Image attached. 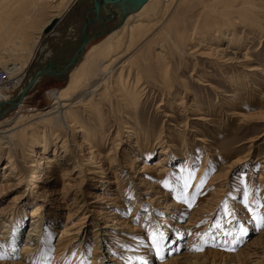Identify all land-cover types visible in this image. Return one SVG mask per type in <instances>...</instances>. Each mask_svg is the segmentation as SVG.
<instances>
[{"label": "rangeland", "instance_id": "obj_1", "mask_svg": "<svg viewBox=\"0 0 264 264\" xmlns=\"http://www.w3.org/2000/svg\"><path fill=\"white\" fill-rule=\"evenodd\" d=\"M53 5L54 2L47 0H19L17 5L19 6V14L25 15V20L20 18V22L28 24V19L44 21L50 16ZM109 13L110 10H104L100 14L99 19L102 20ZM2 25L3 23L0 24L1 28ZM149 32L147 31L145 36L140 37L142 39H138V41L140 40L138 43L141 45L139 44V47L131 52L132 54L139 50L141 51L142 48H144L142 50L144 54L148 50L151 55L160 50L158 43L155 41L159 31L149 30ZM240 35L244 36L242 29L239 32ZM259 37V34H256L255 37L249 35L248 38H244L246 44L241 46L240 50L245 52L246 48H248L250 55L255 59L257 58L255 62L259 63L261 68H264V40L260 41ZM151 39H154V41ZM65 42V38H63L62 43L56 47L60 48ZM150 42L151 44H149ZM231 48L234 49V46ZM131 53L123 58L117 67L121 64L123 65L124 61L132 55ZM1 54L2 56L5 55L0 53V56ZM62 56L60 57L62 58ZM8 59L11 58L6 56L5 59H0V67L11 66L4 64ZM197 60L202 62L201 58L191 56L183 57L182 61L179 58L175 61V63L179 64L183 62L188 67L185 73L176 68L172 81L177 85V89L173 88L169 92L164 91L157 85L158 83L155 84V80L143 77L144 74H142L143 70L141 69L139 74H142V78L148 80L149 83L145 94L141 96L138 118H134L132 114L120 109L118 116L120 118L117 120L115 116L117 114L109 110L108 101L105 102L98 94L94 95L92 98L94 101L91 99V103L97 106L98 100L101 98V103L98 105H104L103 118L106 120V122L104 121V135H100L102 130L98 120L100 122L101 119H104H98V107L93 109V111L95 110L94 112H90L89 105H85L86 102L84 101V103L72 108L78 113V119L73 122L74 127L66 125L56 126L52 120H49L48 116L40 118L38 115H34L35 117L20 121V126L27 122L25 126L29 125L28 129L23 133L24 136H21L22 138L18 137L19 140L12 143L10 148L4 139H0V182L4 180L3 186L0 185V210L5 214V216L3 215L4 218L2 217L3 221L7 223H19V218L11 220V214L20 217L22 222L17 233L19 235V247L23 244L32 221L39 219L45 227L50 223L51 218H53L52 214L56 211L60 215L55 224L57 231L56 235L51 239V244L57 243L60 229H67L69 233L74 232L73 234L76 236L77 228L83 225L85 233L77 236L73 249L77 250L81 246V250L84 251L86 249L91 257L93 248L96 245V236L99 235V240H103V236L98 233L100 231L98 229L105 224L109 215L113 217L112 213L106 214V212L112 209V212H121V215L125 214L128 217V206L133 204L136 208V215L131 218L132 222L130 220L129 224H124V222L116 219L121 226L131 229L133 234L127 232L123 237V241L112 246L114 247L113 250L117 248L137 253L135 255L128 253V257L124 260L126 264H145L146 260H149L148 264H158L159 260H165L170 254L183 252L186 250L185 246L188 244L189 239V235L183 226L190 219L191 209L194 207L188 208L191 211H187L186 214L181 215L179 213L181 208H184V203L182 199H177L176 193L181 196L183 191H177L174 185L178 181V173L176 171H179V167L184 166V169H190L191 176L194 179L197 178L198 171L201 169L197 180L201 179L204 181L203 187L207 186V190L205 189L206 193H203L202 201L197 209H199L200 214H203L201 218L205 221V227L203 225L202 228L204 229L200 231V236L205 234V232L208 235H204L201 238H193L197 245H192L189 252H197L195 250L197 247L203 250L198 251L202 254L195 260L196 262L192 261L191 264H264V227H257L256 221L252 218L253 213L250 215L247 205L243 204L241 188L239 187L237 191L235 190L236 185L243 181L242 178H246V173L251 174L248 175L249 177H255L256 179L255 197L260 190L264 189V93L262 95L260 92L255 93L257 98L256 107L252 108V111L262 113V117L256 116L254 120L235 117L234 112L239 110V108L231 103L224 104L219 94L210 87V83L207 85L203 84L206 81L211 82L217 89L222 92L225 91L227 96H232L234 88L229 86L228 81L236 73L226 66H223L225 68L223 72L219 71V69L212 67L211 63L203 64L201 67L204 69L196 73L195 71L193 72L192 68L199 62ZM232 68L237 72L236 66H232ZM125 72V76H127L128 70ZM194 74L204 75L202 78L205 77L203 78L205 83L198 84L196 80L199 76ZM255 75L259 76L258 74ZM42 78L43 81L19 102L21 106L17 111L18 113L43 111L50 107L53 102V95L50 92L61 90L67 85L68 80L67 77L62 75L47 77L43 75ZM260 78L264 80V77L261 76ZM180 79L188 84L189 94L186 91L184 92V89L178 88ZM131 81L132 85L135 80L132 79ZM88 87L89 85L84 87L83 90L85 91ZM90 87L89 89L92 88ZM261 88L264 89V85ZM83 90L75 93L71 97L72 100H69H77L79 96L84 94ZM8 92L13 95L17 90ZM228 98L230 99V97ZM193 108L198 111H194ZM17 112L7 115L8 119L4 118L6 119L4 121L5 126L14 123ZM92 113L95 114L93 115ZM81 124L85 126L84 131H78V126ZM129 127H131V131H127L130 130ZM97 131L99 136L107 137V142L102 147L95 145L96 147L90 149V146L95 144V137L92 135L97 133ZM29 135L31 138H29ZM37 140L39 142L42 140L41 146L36 145L38 143ZM36 141L37 143H35ZM34 143L35 147H33ZM150 145H153L154 150L149 157L144 158L141 152ZM46 146L48 148L45 156L59 159L60 164L57 166L59 173H62L64 166H69L72 172L63 192H60L62 185L54 182L55 180L53 179L55 177L51 176L48 178L47 174H45L49 169V167H46L48 165L47 159L41 158L36 154L37 151L44 152ZM79 146H81L80 150H82V153L87 154V156L92 150L94 151V157L96 158L94 165H91L86 158H81V160L76 157L77 154L81 153L77 149ZM183 148L186 151H183ZM33 149L35 150L34 152H32ZM165 149L167 153L164 154ZM191 153L197 155L195 158H190V162L189 160L187 161V158ZM137 156H139V161H136ZM165 156L167 159H164L163 164L167 173H170L169 175H172V177L170 176V179L167 178L160 183L146 176V171L144 172V168H142L143 165L147 163L151 166L154 161ZM76 159H80L82 162L81 164H76L78 165L77 169L74 168ZM32 163L34 165L27 170L28 173H25L24 166ZM6 164H11V167H15V170L12 171L10 167L5 168ZM23 174L27 175V178L24 179L22 184H19L17 177ZM259 175L261 176V182L259 181ZM116 178L121 180L125 187L119 189L115 183L117 182ZM165 183H167V187H165ZM171 183L173 184L171 185ZM4 184L8 185L5 186ZM125 190L132 191L133 197L128 198ZM195 195L197 198L199 193L196 192ZM120 196L122 200L118 198ZM262 197L260 201L256 200L258 204L255 203L253 212L264 217V209L261 210L264 206V195ZM115 199H120L124 206L118 207L119 209L117 210L113 209L112 204ZM196 200L193 205L196 204ZM36 206L39 207L36 213L37 216L32 217L28 213L34 210ZM194 209L197 210L196 207ZM22 213H25L26 216L23 217ZM241 227L246 229V234L241 235ZM138 232L143 236L144 245L146 242L152 245L151 234L155 233L156 240L160 242V249L164 248L165 250L164 258L160 255H155L156 251H148L150 256L146 258L144 252L138 249L135 244L132 246L128 244L130 243L128 239L135 240V235ZM180 232L183 233L182 236L179 234ZM72 236L69 235L70 238ZM103 243L105 244L106 242ZM229 248H234L235 250L230 251ZM239 249H242L240 262L234 258V255L240 253ZM209 250L216 251L211 253ZM100 251V256L96 259L97 262L99 264H113L109 258H111V252L114 251L106 250L104 245L101 246ZM123 251H119L118 256ZM18 252H21L20 248ZM78 255H80V252ZM131 255L133 256L132 259ZM82 256L85 257L86 255L83 254ZM72 257L71 263L74 261L73 264L82 259L80 258L81 256L74 258V254H72ZM90 257L88 260L84 258L83 261L86 264H92ZM201 257L202 259H200ZM13 259L16 260V258ZM50 260H52V257H50ZM119 261H121L120 256ZM184 264H190V262Z\"/></svg>", "mask_w": 264, "mask_h": 264}, {"label": "bare ground", "instance_id": "obj_2", "mask_svg": "<svg viewBox=\"0 0 264 264\" xmlns=\"http://www.w3.org/2000/svg\"><path fill=\"white\" fill-rule=\"evenodd\" d=\"M47 1L54 2L53 10H51L52 12L50 16L44 21L40 19H28L29 23L26 24L20 22V18L25 20V15L19 14V6H17L19 4V0H0V24L3 23L2 28L0 27V53H3L11 58L5 62L3 60L5 65L11 66H5L2 68L9 71V77H15L14 81L17 84V92L13 95L8 91L4 92V88L0 86V139H4L9 148L13 142L15 143L19 140L18 137L24 136L23 133L26 129H28L27 127L29 125L25 126L27 122L20 126L21 120H28L30 117H35L34 115H38L40 118L48 116L49 120H52L56 126L66 125L68 127H74L73 122L78 119V113L72 108H75V106L80 103H84V101L86 102L85 105H89L88 108L91 110L90 112H94L95 110L93 111V109L98 107V119L103 118L104 105L99 106L101 98L104 99L105 102L108 101L107 104L109 106V110H111L112 113L115 112L117 114L115 115L117 120L120 118L118 117L120 109L132 114L134 118H138V108L140 106L139 104H141V96L145 94V90L147 89L149 83L148 80H144V78H142V74H144L143 77L153 79V81L155 80V84L158 83L157 85H159L164 91L169 92L173 88L176 90L177 85L173 83L172 76L176 73V68H178L182 73H185L188 65L183 62L180 64L175 63V61L178 58L182 61L185 56L201 58L202 62L197 60L199 62H197V65L192 68L193 72L195 71L196 73L199 70L204 69L201 67L203 64L211 63L213 65L212 67H215V69H219V71L221 70L222 72L225 69L223 66L230 67L229 69L236 73L234 76H231L228 81L230 84L229 86L234 88V94L232 96H227L225 91L222 92L217 89V87L212 85L211 82L206 81L205 83V80L203 79L205 77L202 78V76H204L202 74L201 76L195 75L196 73L194 74L195 76H199L196 82H198V84L205 83L203 85L210 83V87H212L219 94V97L224 101V104L231 103L235 107H238L240 111L236 110L234 112L235 117L245 120H254L256 116L262 117V113L252 111V108L256 107L257 98L255 93L260 92L261 95L264 93V89L261 88L264 85V80L260 78L261 76L264 77V68H261V65L255 62L257 61V58L255 59L252 55H250L248 48H246L245 52H242L240 47L246 44L244 40L248 38L249 35L255 37L256 34H259L260 41L264 40V0H146L143 4H141L137 11L128 14L119 27L102 36L96 37L95 35L99 28L102 25L109 24L111 18L122 11L125 5L123 0H121L119 7L113 9L102 20L98 18L96 12L92 13L88 33L78 36L74 43H69L67 51L64 52L62 58L59 56L58 59H54V57H52L54 52L59 49L57 48V45L62 43L63 38H65L66 42L70 40V38H66V36H70V30L74 24L76 25L79 19L78 11L75 10L74 7L77 0ZM56 19L57 22L53 28L49 32H46V27ZM241 29L244 36H239ZM149 30L159 31L155 41L158 43L157 45L160 47V50L152 53V55L151 52L147 50V53L144 54L142 52L144 48H142L141 51L139 50L142 47L141 46L138 49V52H134L132 54L131 52L134 51L135 48L139 47L140 43L138 42L140 40L138 41V39H142L140 37L145 36L147 31L150 33ZM86 38H89L87 40V44L84 49L80 48L81 43ZM154 39L151 40L154 41ZM151 42L149 44H151ZM225 43L227 44L225 45ZM232 46H234V49L231 48ZM129 53L132 55H130L126 60L124 59L125 61L123 65L121 64L117 67L118 63L123 58L127 57ZM5 55L2 56L1 54L2 57L0 56V59H5ZM125 65L129 67H126ZM232 66H236L237 72H235ZM141 69L143 71L140 75L139 73ZM127 70L128 75L125 76V71ZM255 74H258L259 76H256ZM43 75L44 77L59 75L65 76L68 78L67 85L61 90L50 92L53 95V102L51 106L45 110L18 113L17 111L21 106L18 99L25 95L24 93L29 94L33 89H35V87L43 81ZM30 77L33 78L32 86L29 92H25L28 87ZM132 79L135 81H133L131 85ZM142 84H144L143 87H141ZM87 85L92 88L90 87L91 89H89L88 87L84 91L83 89ZM178 88L184 89V92L186 91L189 94V86L185 81L180 79V85ZM81 90H83L84 94L81 93L82 95L79 96L77 100L70 101L72 100L71 97ZM97 94L100 95L101 98L98 100L99 105L97 104V106H95V104H92L90 100ZM227 97H230V99H227ZM181 100H183V98H181ZM194 111L198 110L194 109ZM13 112H17L18 114L16 113L14 123L9 126L7 125V127L5 126L6 124H4V121L8 119L6 116L13 114ZM5 117L6 119H4ZM104 121L106 122L105 119H101L100 122L98 120L102 130L100 135H104L103 133H105L103 131L105 128ZM84 127L85 126L83 124L79 125L78 131H84ZM129 129L130 130L127 131H131V127H129ZM98 133L99 132L97 131V133L92 135L95 137V144H92L90 149H93L96 146L102 147L103 144L107 142V137H101ZM29 138H31V136ZM37 141L35 142L37 143L36 145H40L42 142V140L41 142H39V140ZM35 143L33 144V147H35ZM80 147L81 146L77 149L81 151V153L77 154L76 157H79L80 159L86 158L87 161L89 160L91 165H94L93 163L96 162L94 151L92 150L87 156V154L82 153ZM47 148L48 146L45 147L44 152L37 151L36 154L41 158L47 159L46 162L48 165L46 167H49V169L45 174H47L48 178L54 176V182H58L62 185L60 192H63L68 184L67 180L72 172L69 166H64L62 173H59L57 170V166L60 164L59 159L52 156H45ZM153 150V145L147 146V148L141 152V155H143L144 158H147ZM34 151L35 150L33 149L32 152ZM183 151H186V149L183 148ZM165 153H167L166 149L164 151V154ZM196 155L195 153L189 154L187 161L190 158H195ZM166 156L154 161V164L151 166L145 163L142 168H144V172L146 171V176L155 179L160 183L167 178L170 179V176L172 177V175L167 173L163 164L164 159H167ZM80 159H76L74 163L75 169H77V163H82ZM139 160V156H137L136 161ZM26 165L24 166V171H26L25 173H28L27 170H29V168L34 164L32 163L28 166ZM9 167L12 171L15 170V167H11V164H6L5 168ZM179 168V171H176L178 173V181L175 183L174 188H177V191H183L184 182L188 181L190 187L186 193L183 191L181 196L186 195L189 199L193 200V202L197 199L196 204L193 205L194 207L191 209L192 211L188 209L189 207L186 204H184V208H181V211H179L181 215L186 214L187 211H191L190 219L183 226L189 235L188 244L185 246V251L170 254L165 260H159L158 264H184L189 262L191 264L192 261H195L200 254H202L198 251L195 253L189 252L192 245H197L193 238H201L204 235H208L205 232V234L200 236V231L204 229L202 227L205 221L201 218L203 214H200L199 209H197L202 201V196L207 186L205 185L202 188V191L199 193L197 198L195 195L197 192V186L200 185L202 181L201 179L197 180L201 169L198 171L197 178L194 179L191 176L189 168L184 169V166ZM248 175L251 174L246 173V178H242L243 181L236 185L235 190L237 191L239 187L241 188L243 192V204L247 205L251 215L255 209V203L258 204L256 200L258 199L260 201V198L264 195V189L260 190V192L258 191L259 194H256L255 197L256 179L255 177H249ZM17 178L19 180V184H22L24 179L27 178V175H18ZM259 178V181L261 182L260 175ZM3 181L0 182V185L2 186ZM116 181V186L118 185L119 189L121 187H125L121 180L116 178ZM172 184L173 183H171V185ZM125 191L128 198L133 197L132 191ZM177 196L178 195L176 193V197ZM118 198L121 199V196ZM120 199L114 200V203L112 204L113 209L117 210L122 207L123 203L121 201L122 199ZM195 207L197 210L194 209ZM38 208L39 207L36 206V208L28 214L32 217L37 216L36 213ZM263 209L264 206L261 210ZM135 210L136 208L133 204L129 205L127 209L129 212L128 217L125 214L121 215V212H112V209L106 212V214L112 213L113 217L109 215L105 224L98 229L100 230L98 233L103 236V240H99V235L96 236V245L93 248L91 257L90 254L87 253L86 249L84 251L81 250V246H79L77 250L73 249L77 236L85 233L83 225L79 226L77 230L75 229L76 236L73 234L74 232L69 233L67 229H60L58 231L60 234L57 239V243L51 244V239L54 235H56L57 229H55V224L59 219L60 213L55 211L52 214L53 218H51L50 223L45 227L39 219L32 221L23 244L19 247V235L17 233L20 230L19 228L22 222L20 217L11 214V220L19 218V223H7L6 221H3L2 217L3 215L5 216V214L0 210V230H2L0 231V254H3L4 257L0 260V264H73L74 261L71 263V259H73L72 254H74V258L79 256L82 258L77 261L76 264H86L83 259L85 258L88 260L89 257L91 258L90 261L92 264H99L96 259L99 258L98 256H100L99 254L101 253V246L103 245L106 247V250L114 251L111 252V258H109L113 264H126L124 260L128 257L127 254L132 253V251H123L122 249L119 250L117 248L113 250L114 247L112 246H115L116 243L123 241V237L127 234V232L132 233L131 229L129 230V228L121 226V224L117 221L129 224L131 218L136 215ZM21 215L23 217L26 216L25 213H22ZM116 219L118 220L116 221ZM130 222H132V220ZM182 232L179 233L181 236L184 233ZM139 233L140 232L135 235V240L128 239V242H130L128 244L131 246L135 244L138 249L144 252V256L147 258L150 256L149 252H155V249L147 242L144 245L143 236ZM69 235L73 236L70 238ZM100 241H102L101 244H99ZM103 242L106 243L104 244ZM19 248L21 250L20 253L18 252ZM119 251H123V253L119 255L121 257V261H119L118 256L120 253ZM164 251V248H161V257H163ZM209 251L211 253H215L213 251L216 250ZM241 251L242 249H239L240 253L234 255V258H236L239 262L242 258ZM79 252L80 255H78ZM83 254L86 256H82ZM132 254L135 255L137 253ZM14 255H16V257H14ZM155 255H157L156 252ZM50 257H52V260H50ZM13 258H16V260ZM132 258L133 256L131 259ZM200 259H202V257ZM146 261L149 263V260Z\"/></svg>", "mask_w": 264, "mask_h": 264}, {"label": "water", "instance_id": "obj_3", "mask_svg": "<svg viewBox=\"0 0 264 264\" xmlns=\"http://www.w3.org/2000/svg\"><path fill=\"white\" fill-rule=\"evenodd\" d=\"M120 1L121 0H77V2L74 4V7H75V10H77L79 14L78 22L76 23V25L74 24L72 29L70 30L71 31L69 33L71 36L70 40H68L67 43L65 42L66 44L64 43L63 45H61V47L57 49V51L54 52V55L52 57H54V59H57L59 56L63 55L64 52L67 51L68 43H74L77 40L76 38L78 36L85 35L88 33L92 13L96 12L99 18L100 14L104 10L105 11L110 10L111 12L113 9H116L117 7H119V5L121 4ZM145 1L146 0H123L125 6L122 9V11L114 15L111 18L109 24L102 25L99 28L98 32H96L95 36L96 37L102 36L112 31L113 29L119 27L123 23L125 17L128 14L134 11H137L140 8L141 4H143V2ZM56 22H57V19L52 21L46 27L45 31L49 32L53 28V26L56 24ZM89 38H86L85 40H83V42L80 45V48L84 49L85 45L87 44V40ZM32 80L33 78L30 77L28 81V87L26 88L25 92H29V90L31 89ZM24 94L25 95H23L22 97L18 99L19 102L27 95V93H24Z\"/></svg>", "mask_w": 264, "mask_h": 264}, {"label": "snow or ice", "instance_id": "obj_4", "mask_svg": "<svg viewBox=\"0 0 264 264\" xmlns=\"http://www.w3.org/2000/svg\"><path fill=\"white\" fill-rule=\"evenodd\" d=\"M203 184H204V181H201L200 185L197 186V189H196L197 193H201V190L203 188ZM165 187H167V183H165ZM189 187H190L189 182L185 181L184 185H183V191L186 193ZM177 199H182L183 203L186 204L189 208H191L193 206V200L189 199L186 195L185 196L178 195ZM252 218H253V220L256 221L257 227H264V217H261V216L257 215L255 212H253V217ZM240 233H241V235L246 234V229L241 227L240 228ZM151 235H152V247L155 249L157 256H159L160 255V251H161L160 244L155 238V233H152ZM161 239H163V237H161ZM195 250L202 251L203 249L197 247ZM229 250L230 251H234L235 249L234 248H229ZM3 258H4L3 254H0V259H3ZM145 264H146V262H145Z\"/></svg>", "mask_w": 264, "mask_h": 264}, {"label": "built area", "instance_id": "obj_5", "mask_svg": "<svg viewBox=\"0 0 264 264\" xmlns=\"http://www.w3.org/2000/svg\"><path fill=\"white\" fill-rule=\"evenodd\" d=\"M14 78L9 77V71L0 67V86H2L5 91H13L17 87Z\"/></svg>", "mask_w": 264, "mask_h": 264}, {"label": "crops", "instance_id": "obj_6", "mask_svg": "<svg viewBox=\"0 0 264 264\" xmlns=\"http://www.w3.org/2000/svg\"><path fill=\"white\" fill-rule=\"evenodd\" d=\"M66 38H70V36L69 37H66Z\"/></svg>", "mask_w": 264, "mask_h": 264}]
</instances>
